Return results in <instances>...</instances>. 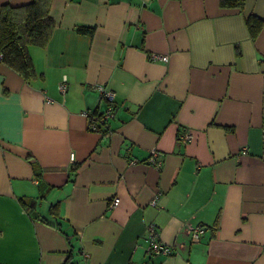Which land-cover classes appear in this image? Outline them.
Wrapping results in <instances>:
<instances>
[{"label": "crops", "instance_id": "1", "mask_svg": "<svg viewBox=\"0 0 264 264\" xmlns=\"http://www.w3.org/2000/svg\"><path fill=\"white\" fill-rule=\"evenodd\" d=\"M48 14L30 77L0 60V264L64 261V234L39 219L53 203L76 264H264V0H51ZM97 85L113 114L91 129ZM149 225L171 254H147Z\"/></svg>", "mask_w": 264, "mask_h": 264}, {"label": "trees", "instance_id": "2", "mask_svg": "<svg viewBox=\"0 0 264 264\" xmlns=\"http://www.w3.org/2000/svg\"><path fill=\"white\" fill-rule=\"evenodd\" d=\"M245 0H219L223 7L241 8ZM51 0H30L24 4L12 5L4 3L0 5V53L1 59L6 64L19 71L28 78L33 73L31 57L28 51L30 45L43 46L49 39L54 28V21L49 16ZM245 23L249 34L254 38L263 24V19L255 14H248ZM78 32H93L92 27L76 26ZM95 113L92 112L91 116ZM50 217L39 216L44 223L60 230L69 244L66 258L61 264H76L73 258L75 243L73 231L69 227H63L58 216V204L49 206Z\"/></svg>", "mask_w": 264, "mask_h": 264}, {"label": "built area", "instance_id": "3", "mask_svg": "<svg viewBox=\"0 0 264 264\" xmlns=\"http://www.w3.org/2000/svg\"><path fill=\"white\" fill-rule=\"evenodd\" d=\"M152 59H161L166 61L167 60V56L166 55H153L150 56ZM0 59H1V53H0ZM65 77L63 78V82H61V84L59 85V89L61 91L65 90ZM96 89H98L101 92L102 97L106 98L108 101L107 106H105V108L98 110V113L95 117L91 116L92 111L87 110L84 112V114L86 116H89V121H88V127L91 129H99L100 127H104L106 128L108 123V118L112 116L113 114V92H111L110 90H106L103 86L101 85H97ZM191 139V133L186 130L183 133H181L178 136V141L181 143H185L188 140ZM157 153V150H152L151 152V156L149 158V161L151 163H154L156 166H160L161 165V161L159 160H155L153 158V156ZM119 198L115 197L111 200L110 202V206H114L118 203ZM151 203H154V200H152ZM203 232V227L201 225H197L194 226L192 228H190V234H191V238L193 239H198V237L200 236V234ZM146 240H147V254H149V256H154V255H158V254H166L169 255L172 253L173 249L172 246L165 244L163 242H161L158 238V234L156 231V228L154 225H149L148 226V230H147V234H146Z\"/></svg>", "mask_w": 264, "mask_h": 264}]
</instances>
